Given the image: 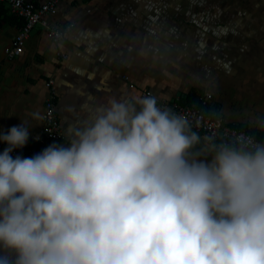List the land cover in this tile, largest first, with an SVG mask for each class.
<instances>
[{
  "label": "clouds",
  "instance_id": "9594fccd",
  "mask_svg": "<svg viewBox=\"0 0 264 264\" xmlns=\"http://www.w3.org/2000/svg\"><path fill=\"white\" fill-rule=\"evenodd\" d=\"M29 135L0 134V264H264V143L197 150L153 96L108 98L67 145L13 159Z\"/></svg>",
  "mask_w": 264,
  "mask_h": 264
},
{
  "label": "crops",
  "instance_id": "0c3cea01",
  "mask_svg": "<svg viewBox=\"0 0 264 264\" xmlns=\"http://www.w3.org/2000/svg\"><path fill=\"white\" fill-rule=\"evenodd\" d=\"M0 7V134L21 121L28 141L40 133L51 79L59 144L108 98L143 90L157 100L211 95L226 124L264 131V0H61L51 20L69 26L62 41L37 26L13 59L3 49L20 22Z\"/></svg>",
  "mask_w": 264,
  "mask_h": 264
},
{
  "label": "built area",
  "instance_id": "2783aa9c",
  "mask_svg": "<svg viewBox=\"0 0 264 264\" xmlns=\"http://www.w3.org/2000/svg\"><path fill=\"white\" fill-rule=\"evenodd\" d=\"M61 0H46L42 3L35 4L31 0H0V6L8 11L10 15L16 18L19 22V29L11 43L3 49L4 55L8 59H13L23 53L25 41L29 38L32 30L35 27H40L42 34L52 44L57 46L69 26H61L56 21H52L58 9V4ZM57 56L62 60L65 59V54L56 51ZM48 88V98L45 101L43 113V127L36 137L31 138V143L40 145H49L50 142L59 141L62 139V133L59 125V120L55 112V96L52 89L53 79L46 82ZM132 87V85H130ZM142 97L151 96L150 92L142 91ZM202 106L211 105V95H205L199 98ZM158 106L161 108H170L175 113L183 115L190 122L191 129L197 132L201 137L202 148L209 145L208 137H212L211 143H232L237 137H250L254 142L264 143V137L259 138L250 131L240 128L235 125L226 124L218 114L204 115L195 104L186 103L179 97L167 100H157ZM3 150L0 144V153ZM33 151L29 148L14 149L10 155L15 159L17 156L27 158L31 156Z\"/></svg>",
  "mask_w": 264,
  "mask_h": 264
},
{
  "label": "trees",
  "instance_id": "16d2710c",
  "mask_svg": "<svg viewBox=\"0 0 264 264\" xmlns=\"http://www.w3.org/2000/svg\"><path fill=\"white\" fill-rule=\"evenodd\" d=\"M2 8V7H0ZM16 19V18H15ZM186 103H189V104H195L199 109H201L202 113L204 115H217V107L214 105V104H211V105H205V106H202L201 105V102L199 101V98H196L194 96L193 93H190L189 95H187L185 97V99H183ZM251 134L255 135L254 133L251 132ZM255 136L259 137V138H262L264 137V131L261 132V133H258L256 134ZM53 143H56V144H59L54 141L50 142L49 145L53 144ZM49 145H40V144H35V143H31L30 141H27L26 145L23 147V148H29L31 149L33 152H37V151H41V150H44L46 147H48ZM8 147L6 145V143H2L1 144V148L2 150L4 151V149ZM19 149V148H18ZM196 149L199 150V149H202V143H200L199 145L196 146Z\"/></svg>",
  "mask_w": 264,
  "mask_h": 264
},
{
  "label": "snow or ice",
  "instance_id": "6c2138e0",
  "mask_svg": "<svg viewBox=\"0 0 264 264\" xmlns=\"http://www.w3.org/2000/svg\"><path fill=\"white\" fill-rule=\"evenodd\" d=\"M235 28H236V24L234 23V24H232V25H229V29L228 30H235ZM219 31H224V29H220ZM226 67V69H227V66H225ZM102 86V85H101ZM78 94H79V92H78Z\"/></svg>",
  "mask_w": 264,
  "mask_h": 264
}]
</instances>
